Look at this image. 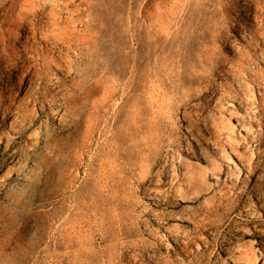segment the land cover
Here are the masks:
<instances>
[{
  "label": "rangeland",
  "instance_id": "rangeland-1",
  "mask_svg": "<svg viewBox=\"0 0 264 264\" xmlns=\"http://www.w3.org/2000/svg\"><path fill=\"white\" fill-rule=\"evenodd\" d=\"M0 264H264V0H0Z\"/></svg>",
  "mask_w": 264,
  "mask_h": 264
},
{
  "label": "bare ground",
  "instance_id": "bare-ground-1",
  "mask_svg": "<svg viewBox=\"0 0 264 264\" xmlns=\"http://www.w3.org/2000/svg\"><path fill=\"white\" fill-rule=\"evenodd\" d=\"M70 60H71V58H70ZM66 66H68V67L71 66L70 61L66 62ZM224 118H221V120ZM225 123L231 129H233V124L230 122L229 119H225ZM201 154L207 160V162H208L207 164L195 162V161H193L189 158H186V157L181 158V161L183 162V166L185 169V173L191 181L204 182V180L207 178V176L210 173V172L208 173V170L214 169V167H213L214 157L210 154V152L208 151V149L206 147H202Z\"/></svg>",
  "mask_w": 264,
  "mask_h": 264
}]
</instances>
